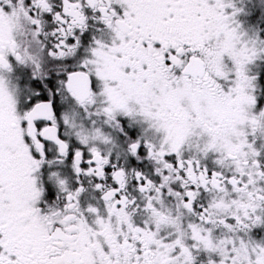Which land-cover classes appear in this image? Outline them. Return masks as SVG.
<instances>
[{
    "label": "snow or ice",
    "instance_id": "obj_1",
    "mask_svg": "<svg viewBox=\"0 0 264 264\" xmlns=\"http://www.w3.org/2000/svg\"><path fill=\"white\" fill-rule=\"evenodd\" d=\"M0 264H264V0H0Z\"/></svg>",
    "mask_w": 264,
    "mask_h": 264
}]
</instances>
